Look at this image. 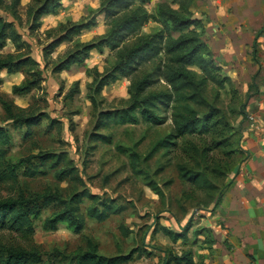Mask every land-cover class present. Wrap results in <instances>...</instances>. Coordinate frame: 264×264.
Masks as SVG:
<instances>
[{"label":"rangeland","instance_id":"obj_1","mask_svg":"<svg viewBox=\"0 0 264 264\" xmlns=\"http://www.w3.org/2000/svg\"><path fill=\"white\" fill-rule=\"evenodd\" d=\"M14 1H17L15 6ZM45 1L4 0L0 4V18L12 23V28L20 35L19 46L8 40L3 44L0 60L12 54L18 58L29 57L39 64L17 73H0V127L10 139V146L0 160V172L7 165L31 160V164H24L18 170L16 183L0 182V200L15 198L20 193L26 197L50 193L63 199L92 194L98 196L100 202L113 201L114 206L122 210L103 223L86 219L84 230L75 234L63 224L54 232L43 230L44 221L59 208L42 207L40 216L33 219L32 237L26 240L18 233L3 230L0 245L36 249L40 262L35 264H75V257L86 251L88 240L97 245L103 257L126 256L132 252V259L126 264H161L164 255L160 249L176 256L191 252L196 264H205L212 250V238L202 219L204 214L212 212L209 211L214 206L212 195L192 187L181 179L179 172L181 168L185 171L196 169L203 150H207L206 159L210 165H223L228 149L223 150L222 146L235 142L240 135L239 128L244 121L241 110L252 97L248 98L251 95L248 87L260 70L252 53V41L264 16V0H151L138 11L150 18L127 38L126 46H135L140 40L159 33L162 28L154 19L155 14L158 8L168 9L182 17L201 21L202 41L222 74L230 79L221 90L210 83L202 88L208 106L220 111L227 124L222 122L219 125L225 126L218 125L206 135L179 139L168 154L160 151L153 156L155 144L172 133L173 104L162 114L167 118L163 125L144 123L137 111V124L118 125L107 122L103 115L126 110L132 105L129 79L105 87L99 95L93 94L94 79L112 70L118 60L117 51L106 47L92 50L81 65L53 73L77 46L95 44L107 36L109 28L100 15L101 5L107 0H62L52 15L42 17L34 25L27 15L28 10H36ZM135 9L133 6L126 12ZM91 20H95V27L72 35L49 53L46 51L72 26ZM178 37L179 34H173V38ZM163 61L165 57H159L142 67L132 79L139 81L155 73ZM35 72H41L38 86L29 94L14 95L12 89L31 80ZM188 72L196 83L202 80L198 69L188 68ZM153 80L158 83L147 89V95L169 90L157 74ZM5 105L11 106L16 117L34 118L39 124L31 128L15 124L8 119ZM188 106L200 115L208 112L207 108L193 102ZM100 137L107 138L108 143L99 140ZM233 151L236 153L237 149ZM133 154L138 158L134 170L131 168ZM46 155L60 156V161L41 166L39 161L32 159ZM241 158L233 156L232 170L227 176ZM27 169L40 174L29 177L25 174ZM63 171H69L70 177L55 178L56 173ZM227 178L217 180L216 185L226 186ZM148 181L163 192V200L146 185ZM92 204L87 197L83 198L80 214L85 216ZM159 226L177 234L186 229L182 232L184 237L172 243L162 233H154Z\"/></svg>","mask_w":264,"mask_h":264},{"label":"trees","instance_id":"obj_2","mask_svg":"<svg viewBox=\"0 0 264 264\" xmlns=\"http://www.w3.org/2000/svg\"><path fill=\"white\" fill-rule=\"evenodd\" d=\"M3 1L0 0V4ZM61 1L46 0L36 10L29 9L27 15L35 25L42 17L52 15L59 7ZM16 2L14 1V6ZM150 2L151 0H107L101 5L100 12V15L104 17L105 26L109 28L107 36L98 43L77 46V50L59 63L53 73L59 74L69 70L73 65H81L92 50L106 47L112 51H117L118 60L112 70L103 76H99L100 78L97 80L94 79L95 89L93 94L99 95L105 87L113 85L122 79H129V88L134 99L132 105L126 110L103 115L106 117L107 122H113V124L118 125L137 124L136 111L139 112L144 123L153 126L163 125L167 122V118L166 116L162 117V114H165L168 106L173 104L171 114L172 133L155 144L151 152V156H153L160 151L168 154L170 149L176 146V142L179 139L194 137L195 135H206L211 133L212 129L222 122L227 124L220 111L208 106L203 98L202 88L207 83H210L221 90L226 84L230 83V79L222 74V69L202 41L204 29L201 21L182 17L168 9L158 8L155 14L154 19L158 20L162 28L159 33L140 40L135 46H126L124 42L127 38L148 22L150 17L138 11ZM133 6H136L133 12H126ZM119 15H122V17ZM95 25V20H91L84 24L72 26L61 38L53 41L46 48V51L49 53L55 50L72 35L90 30ZM32 30L34 29L31 28ZM175 33L179 34L178 38H173ZM7 40L13 45L19 46L20 35L12 28V23L5 22L0 18V48ZM159 57H165V62L163 61V64H159L156 67L155 73H150L139 81L132 79L142 67L154 62ZM38 65L36 61L29 57L18 58L9 54L0 60V73L3 71L8 74L17 73L25 69V67L33 66L36 68ZM188 68H196L201 72L202 80L199 83H196L192 78ZM40 73L35 72L31 76V80L20 86H15L12 89V93L17 96L29 94L38 86ZM155 74L169 87V90L159 94L147 95V89L152 84L158 83L153 80ZM253 91H255L254 85L249 88L251 95L248 98L252 96ZM190 102L207 108L208 112L205 115H200L188 106ZM4 108L8 119L14 121L15 124L28 128L39 124L38 120L34 118L27 119L23 115L16 117L9 105H5ZM241 116L244 118L243 112ZM15 117L16 120H14ZM103 124L106 126L105 122ZM220 126L225 125H219L218 127ZM239 132L240 135H237L235 142L222 146L223 150L228 149L227 154L224 155L226 158L223 165L219 163L210 165L206 159L207 150H203L201 162L196 169L187 171L183 170V168L180 169L181 179L192 187L198 190L204 189V193L212 195L214 207L219 205L225 191L229 188L228 182H226V186L218 187L216 181L228 177L227 175L232 170L231 161L233 156H241L240 154H242L240 146L242 141L241 128H239ZM98 139L108 143L107 138L100 137ZM9 146L10 139L4 129L0 127V160L4 158ZM234 148L237 149L236 153L233 151ZM55 157L54 155H46L32 159H36L41 166H44L48 163H58L60 156L56 157V161L53 162ZM131 157V168L134 170L136 169L135 163H137L138 158L134 154ZM24 164H31V160L26 159L16 165H7L0 172V182L16 183L18 170ZM25 174L29 177H35L40 172L27 169ZM66 177H70L69 171L55 174V178L59 180ZM146 185L160 200L165 198L163 192L151 181H148ZM86 197L93 202V206L88 208L86 215L83 216L80 214L79 205L82 203L83 198ZM49 206H56L59 211L44 221L43 230L54 232L57 230L58 225L63 224L75 234H80L84 230L86 219L103 223L111 215H117L122 210L120 206H114L113 201L100 202L99 197L92 194L73 195L69 199H63L50 193L33 197H26L23 193H20L15 198L0 200V232L11 230L20 234L24 239H29L34 234L33 219L40 216L42 207ZM185 230L183 229L180 234H177L164 226H159L154 233L160 232L168 237L172 243H176L183 239L182 232H185ZM159 251H163L164 255L161 264H196L191 252L176 256L167 250L160 249ZM132 256L133 253L131 252L126 256L103 257L98 253L97 245L88 240L86 251L75 257V264H126L132 259ZM39 262L40 253L36 249L26 250L22 247L5 248L0 245V264H35Z\"/></svg>","mask_w":264,"mask_h":264},{"label":"crops","instance_id":"obj_3","mask_svg":"<svg viewBox=\"0 0 264 264\" xmlns=\"http://www.w3.org/2000/svg\"><path fill=\"white\" fill-rule=\"evenodd\" d=\"M252 48L260 70L242 108V158L227 178L223 199L202 219L212 238L205 264H264V16Z\"/></svg>","mask_w":264,"mask_h":264},{"label":"built area","instance_id":"obj_4","mask_svg":"<svg viewBox=\"0 0 264 264\" xmlns=\"http://www.w3.org/2000/svg\"><path fill=\"white\" fill-rule=\"evenodd\" d=\"M251 119V118H250Z\"/></svg>","mask_w":264,"mask_h":264},{"label":"clouds","instance_id":"obj_5","mask_svg":"<svg viewBox=\"0 0 264 264\" xmlns=\"http://www.w3.org/2000/svg\"><path fill=\"white\" fill-rule=\"evenodd\" d=\"M22 78V77H21Z\"/></svg>","mask_w":264,"mask_h":264}]
</instances>
